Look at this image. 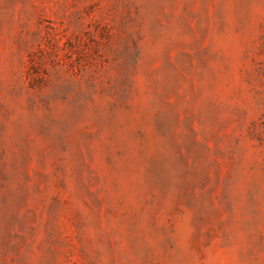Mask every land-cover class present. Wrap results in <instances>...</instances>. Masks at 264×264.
<instances>
[{
    "label": "rangeland",
    "instance_id": "1",
    "mask_svg": "<svg viewBox=\"0 0 264 264\" xmlns=\"http://www.w3.org/2000/svg\"><path fill=\"white\" fill-rule=\"evenodd\" d=\"M0 264H264V0H0Z\"/></svg>",
    "mask_w": 264,
    "mask_h": 264
}]
</instances>
